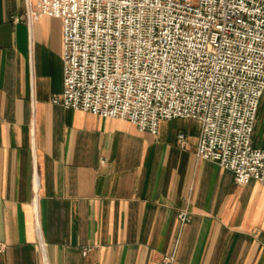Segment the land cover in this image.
I'll list each match as a JSON object with an SVG mask.
<instances>
[{"label": "crops", "instance_id": "obj_1", "mask_svg": "<svg viewBox=\"0 0 264 264\" xmlns=\"http://www.w3.org/2000/svg\"><path fill=\"white\" fill-rule=\"evenodd\" d=\"M37 2L0 0V264H264V186L198 158L196 123L154 136L52 102L63 22Z\"/></svg>", "mask_w": 264, "mask_h": 264}, {"label": "built area", "instance_id": "obj_2", "mask_svg": "<svg viewBox=\"0 0 264 264\" xmlns=\"http://www.w3.org/2000/svg\"><path fill=\"white\" fill-rule=\"evenodd\" d=\"M43 16L63 22L64 91L54 104L154 136L164 122L192 121L198 158L241 186H264V149L253 141L264 0H38L29 17ZM178 144L188 148L186 132Z\"/></svg>", "mask_w": 264, "mask_h": 264}, {"label": "rangeland", "instance_id": "obj_3", "mask_svg": "<svg viewBox=\"0 0 264 264\" xmlns=\"http://www.w3.org/2000/svg\"><path fill=\"white\" fill-rule=\"evenodd\" d=\"M261 137V136H260Z\"/></svg>", "mask_w": 264, "mask_h": 264}]
</instances>
